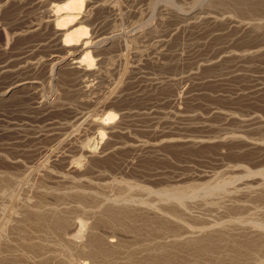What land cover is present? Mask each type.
<instances>
[{"label": "rangeland", "instance_id": "rangeland-1", "mask_svg": "<svg viewBox=\"0 0 264 264\" xmlns=\"http://www.w3.org/2000/svg\"><path fill=\"white\" fill-rule=\"evenodd\" d=\"M63 1L0 0V264H144L224 233L262 249L181 247L175 264H264V12ZM107 208L137 217L101 223ZM90 235L122 248L93 256Z\"/></svg>", "mask_w": 264, "mask_h": 264}, {"label": "bare ground", "instance_id": "bare-ground-1", "mask_svg": "<svg viewBox=\"0 0 264 264\" xmlns=\"http://www.w3.org/2000/svg\"><path fill=\"white\" fill-rule=\"evenodd\" d=\"M210 2H211V4L214 6V7H222V6H229V5H231V6H229V8H232L234 11L235 10H241V11H246V12H248V15H249V12H251V11H253V12H259V14H260V12L262 13V12H264V0H210ZM169 3V2H168ZM171 4V3H170ZM210 4V5H211ZM81 5H82V3H81V0H64L63 1V3H62V5H59V4H56L55 5V10L56 11H60L61 9H70V10H74V9H79L80 7H81ZM194 7V6H193ZM192 7V8H193ZM195 8V7H194ZM191 10V9H190ZM69 11V10H68ZM189 11V10H188ZM252 12V14H254ZM66 14V13H65ZM183 14V15H182ZM181 15L182 16H185V15H187V14H185V13H182ZM247 14V13H246ZM251 14V15H252ZM258 14V13H257ZM256 14V15H257ZM263 14V13H262ZM243 15V14H242ZM74 17H75V14H67V15H65L64 17H62L61 19H59L60 20V22H58V24L59 25H63V24H65V22H69L70 20H73L74 19ZM183 18V17H182ZM185 18V17H184ZM254 21V20H253ZM248 24V23H247ZM246 24V25H247ZM252 25V24H251ZM255 25V24H254ZM253 26V25H252ZM251 26V27H252ZM257 25H255V27L254 28H257L256 27ZM253 28V29H254ZM77 30L75 31L74 29V31L73 32H70V33H68L67 35H66V38L68 39H73V36L75 35V36H77V35H80V34H84V32H83V30H82V28H80V27H78V28H76ZM250 30V29H249ZM252 33V32H251ZM79 70H81V69H79ZM81 71H85L84 69H82ZM121 101V100H120ZM107 116H108V114H107ZM110 114H109V116H108V118H110ZM187 139V138H186ZM178 189H179V187H177ZM177 188H175L174 187V190H176ZM181 188V187H180ZM188 189H189V187H187ZM210 188V187H209ZM173 189V188H172ZM177 189V190H178ZM183 189V188H182ZM182 189H180V190H182ZM191 189V188H190ZM189 189V190H190ZM218 189V188H217ZM174 190H169V191H171V192H173ZM186 189H184V190H182V191H185ZM175 192V191H174ZM186 192H187V190H186ZM177 193H178V191H177ZM182 192H180L179 193V195L181 194ZM165 194V193H164ZM168 194V193H167ZM174 194V193H173ZM175 195V194H174ZM172 196V195H171ZM178 196V195H177ZM81 199V198H80ZM238 205V204H237ZM41 207V206H40ZM170 207V206H169ZM174 207V206H173ZM236 207V206H235ZM38 208V207H37ZM111 209V208H110ZM110 209H108L107 208V211H104V215L102 216V217H100L101 218V221H103V222H101V223H104V221L106 222V223H109V224H112V225H114V224H119V223H122V222H125L126 220H128V221H126V223L128 222L129 223V219H132V218H134V217H137V214H135V213H133L132 212V210L130 211V210H127V209H125V208H123V209H119V210H117V211H110ZM138 209V208H137ZM106 210V209H105ZM109 210V211H108ZM31 211H33V210H31ZM29 212V213H32V212ZM37 210H35V212H36ZM39 211V210H38ZM29 213H27L28 215H26L25 217H27V216H29ZM137 213H138V211H137ZM9 214V213H8ZM32 214H34V212L32 213ZM32 214H30V215H32ZM39 214H40V212H39ZM42 214V213H41ZM34 215V216H31V218L33 217V221L36 223V222H44V220L45 221H47L48 222V219L50 220V222H52L53 224L52 225H54V226H52L51 225V227H53V228H51L50 227V229H54V232H57L58 231V233H59V230H60V228H63V226H61L62 224H63V214H61L62 215V217L61 216H56V215H52L53 217H51L50 215V217L48 216V214H47V216L45 217V215H46V213H45V215H44V217H43V215ZM44 214V213H43ZM50 214V213H49ZM134 216V217H133ZM139 216V215H138ZM142 216V215H141ZM158 217V216H157ZM29 219H30V217H28ZM25 219V218H24ZM21 220L23 223H24V221L25 220ZM135 219V218H134ZM137 219V218H136ZM139 219H141V217H139L138 218V220ZM43 220V221H42ZM125 220V221H124ZM138 220L137 221H135V223H134V221H133V223L134 224H136V222H138ZM144 220V219H143ZM160 219H158V221H159ZM162 220V219H161ZM20 221V222H21ZM32 221V222H33ZM131 221V220H130ZM148 221V220H147ZM146 221V222H147ZM179 221V220H178ZM25 222H28V221H25ZM33 222V224L32 225H34L35 223ZM132 222V221H131ZM143 222H145V221H143ZM142 222V223H143ZM149 222V221H148ZM162 222H164V223H167V222H165L164 220H162ZM162 222H160V223H162ZM174 222V221H173ZM261 222V221H260ZM29 224H30V222H28ZM46 223V222H45ZM126 223H123V224H125L126 225ZM127 223V225H129ZM155 222H152V225L154 224ZM170 223H172V222H170ZM181 223V222H180ZM21 224V223H20ZM48 224H49V222H48ZM51 224V223H50ZM233 224V223H232ZM235 224V223H234ZM22 225H24V224H22ZM39 225H41V224H39ZM42 225H45L44 223L42 224ZM47 225V224H46ZM45 225V226H46ZM63 225H65V223L63 224ZM132 225V224H131ZM131 225H129V226H131ZM147 225H148V223H147ZM149 225H151V223L149 222ZM162 225V228H163V231L165 230L164 229V224H161ZM17 226H18V224H17ZM36 227H37V225H35ZM61 226V227H60ZM129 226H127V227H129ZM157 226V225H156ZM155 226V228L154 229H156L157 230V227ZM49 227V226H48ZM114 227V226H113ZM134 228H135V226H133ZM151 227V226H150ZM159 227V226H158ZM22 227H20V229H21ZM45 228V227H44ZM44 228H43V230H44ZM58 228H59V230H58ZM139 228V227H138ZM149 228V227H148ZM151 228H153V227H151ZM161 228V229H162ZM166 228V227H165ZM49 228H48V230H50ZM160 228H159V230H157V232L156 231H154L153 229V231H151V232H154V233H152V234H163V233H159L158 231H160V232H162V230H161ZM168 228H166V230H167ZM170 229V228H169ZM168 229V230H169ZM24 230V229H23ZM22 230V231H23ZM47 230V229H46ZM57 230V231H56ZM141 230V229H140ZM146 230V229H145ZM148 230V229H147ZM150 230L151 229H149L148 231L150 232ZM171 230H173V229H171ZM177 230V229H176ZM229 230V229H228ZM17 231V230H16ZM20 232H22L21 230H19ZM51 231H53V230H51ZM135 231H137V228L135 229ZM147 231V232H148ZM178 231H180V230H178ZM20 232H17V233H20ZM146 232V233H147ZM148 232V233H149ZM25 233V232H24ZM52 233V232H51ZM166 233V232H165ZM179 233V232H178ZM217 233H219V232H217ZM222 233V232H221ZM91 234V233H90ZM151 234V233H150ZM210 234H212L211 232H210ZM213 234H215V233H213ZM225 234V233H224ZM224 234L222 235V234H216V235H212V236H205V237H202L201 238V236H199L200 238L199 239H197V238H194L195 240L193 241L192 239L193 238H189L190 240H192L193 242H190V243H188V244H186L187 242H189L188 241V239H187V242H184V243H181V247H183V248H181L182 250L184 249V247H185V250H189L190 252V254L188 253V255H191V256H193V257H195V256H198L199 257V259H200V256L202 255V253L203 254H213L214 253V255L217 253L218 254V252L219 251H217L216 253H215V251H216V249H219L220 250V248L224 245V243H226L225 245L226 246H228V245H231L230 247H232V248H235V249H233V251L235 252V254H237L236 256L238 257V256H240V255H244V253H242L241 254V250L243 249H246L247 250V253H249L248 252V248H253V250H255V248H257L258 247V241L260 240V241H262L261 239H257L258 241H256V240H253V237H252V240H246V242L244 241V240H242L241 239V242H239V241H237L236 242V240L237 239H235L234 237H232L231 238V236L230 237H228V238H225L224 237ZM247 234V233H246ZM59 235V234H58ZM166 235V234H165ZM206 235V234H205ZM226 235V234H225ZM228 235V234H227ZM254 235V234H253ZM92 236H94V235H92ZM91 235H90V237H89V239L91 240H89L90 241V243L92 242V245L93 246H91L92 247V249H90L89 250V254H93V256L95 255L96 257H101V256H105V255H109V253L110 252H112L114 249L113 248H115V246H114V244H112L114 247H112V245L110 246V247H112V249L113 250H111V248L108 246V244L106 243V245L105 244H103V242H105V241H103L102 242V239H100V238H98L96 235L94 236V237H92ZM136 236V235H135ZM162 236V235H161ZM181 236V235H180ZM204 236V235H203ZM262 237L264 236V235H261ZM260 236V237H261ZM227 237V236H226ZM257 237V236H256ZM24 238V237H23ZM236 238H238L239 239V237H236ZM244 238V237H243ZM247 238V237H246ZM258 238V237H257ZM160 239V238H159ZM250 239V238H249ZM256 239V238H255ZM23 240V239H22ZM142 241V240H141ZM155 241H157V240H155ZM178 241V240H177ZM182 241H184V240H182ZM181 241V242H182ZM244 241V243H242ZM259 241V242H260ZM112 242V241H111ZM222 242V243H221ZM27 243H28V241H27ZM126 243V242H125ZM143 243V242H142ZM164 243V242H163ZM218 243H220L219 245H218ZM33 244V243H32ZM111 244V243H110ZM120 244V243H119ZM122 244H123V242H122ZM129 244V243H128ZM174 244H176V243H174ZM182 244H183V246H182ZM184 244H186V245H184ZM263 244H264V240H263ZM27 245V244H26ZM28 245H29V243H28ZM37 245V244H36ZM39 245V244H38ZM116 245V244H115ZM123 245H125V244H123ZM162 245V243L160 244V247L163 249V245ZM167 245V244H166ZM171 245V244H170ZM260 245H261V242H260ZM259 245V246H260ZM32 246V245H31ZM35 246V245H34ZM126 246V245H125ZM140 246V245H139ZM158 247H159V245H157ZM167 246H169V244L167 245ZM166 246V247H167ZM172 247H174L175 246V248H177V247H179L180 246V243L178 242V245L176 246V245H171ZM171 246H169L170 248L168 249V250H170V249H172L171 248ZM220 246V248H217V247H219ZM226 246L224 247L223 246V248L222 249H224L225 248V250H227V248H226ZM263 246V245H262ZM27 247H29V246H27ZM35 247H37V246H35ZM90 247V248H91ZM117 247H119V249H121L122 248V245L121 246H119V245H117L116 246V248ZM127 247V246H126ZM145 247V246H144ZM150 247V246H149ZM166 247L164 246V248L166 249ZM264 247V246H263ZM31 249H32V247H30ZM94 248V249H93ZM110 248V249H109ZM115 248V249H116ZM146 248V247H145ZM160 248V249H161ZM168 248V247H167ZM174 248V249H175ZM179 248V249H180ZM187 248V249H186ZM232 248H230V249H232ZM258 248H260V247H258ZM257 248V249H258ZM33 249H35V248H33ZM160 249H155L154 251H156V253H157V251L158 252H160ZM170 250V251H172V252H170V251H168V252H170V253H167L166 252V254H165V251L167 250H162L161 252L162 253H164V254H162V256H161V253H158L159 255H157L156 253V255L154 256V251L153 252H149L152 256H150V259H149V255L150 254H148V255H146L147 256V259L146 258H144L146 261H144V260H141V261H144V264H175L176 263V261H177V258H178V256H177V254H176V252H175V250H179V249H175V250ZM229 249V252L231 251ZM260 249H262V247L260 248ZM150 250V249H149ZM225 250H221V251H224V252H227V251H225ZM245 250V251H246ZM253 250H251L250 251V254L252 253V252H254ZM114 251H117V250H114ZM147 251V250H146ZM220 251V252H221ZM91 252H93V253H91ZM187 252V251H186ZM233 252V253H234ZM243 252V251H242ZM257 252V251H256ZM192 253V254H191ZM231 253V252H230ZM246 253V252H245ZM255 253V252H254ZM89 254H88V256H89ZM121 254V253H120ZM211 254V255H212ZM220 254V253H219ZM218 254V256H220V255H222V254H220L219 255ZM224 254V253H223ZM226 254V253H225ZM225 254L224 255H222L221 257H223V256H225ZM227 254H228V252H227ZM249 254V256H251ZM90 255V256H91ZM129 255L132 257V259H126V260H129L130 261V264H139L140 262H135V261H133L134 260V258H133V256L131 255V253L130 254H128V257L127 258H130L129 257ZM214 255H213V257L212 258H214ZM231 254H229V256H230ZM233 255V254H232ZM242 255V256H243ZM253 255V254H252ZM145 256V257H146ZM180 256V255H179ZM209 256V255H208ZM215 256H217V255H215ZM234 257H233V259L235 258V255H233ZM246 256H247V254H246ZM245 256V257H246ZM123 257V256H122ZM152 257V258H151ZM209 257H211V256H209ZM209 257L207 258V259H209ZM241 257V256H240ZM240 257H238L237 258V260H236V263H237V261H239V258ZM248 257V256H247ZM107 258V257H106ZM205 258V257H204ZM220 258V257H219ZM224 258V257H223ZM226 258V257H225ZM224 258V259H225ZM228 258V257H227ZM244 258V257H243ZM249 258V257H248ZM247 258V259H248ZM251 258V257H250ZM195 259H196V257H195ZM215 259H216V257H215ZM224 259H222L223 260V262H224ZM247 259H246V261H247ZM7 260V259H6ZM122 260V259H121ZM138 260V259H137ZM136 260V261H137ZM181 259H179V261H180ZM184 260V259H183ZM187 260V259H186ZM218 260V259H217ZM217 260H215V261H217ZM226 261L228 260V259H225ZM244 260V259H243ZM129 261L128 262H126V263H129ZM185 261V260H184ZM210 261H212L211 260V258H210ZM219 261V260H218ZM226 261H225V264H226ZM229 261H232L231 259H229ZM6 262V261H5ZM9 261L7 260V262L6 263H2L1 262V264H9L8 263ZM220 263H222L221 261H219ZM219 262L218 263H216V264H219ZM240 262H241V258H240ZM143 263V262H142ZM141 263V264H142ZM181 263H183V262H181ZM213 263V262H212ZM229 262H227V264H228ZM234 263V262H233ZM122 264H125V263H122ZM231 264V263H230Z\"/></svg>", "mask_w": 264, "mask_h": 264}]
</instances>
